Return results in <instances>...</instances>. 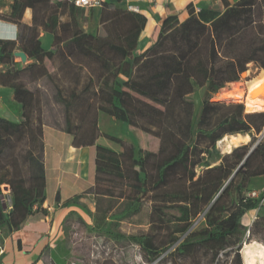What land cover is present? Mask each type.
<instances>
[{
    "label": "trees",
    "instance_id": "16d2710c",
    "mask_svg": "<svg viewBox=\"0 0 264 264\" xmlns=\"http://www.w3.org/2000/svg\"><path fill=\"white\" fill-rule=\"evenodd\" d=\"M186 8L184 21L177 16L162 21L156 42L142 53L135 45L143 19L129 12L139 27L124 35L128 17L107 3H101L99 13L104 35L83 31L79 13L84 9L67 0H12L0 13V21L17 27L15 40H0V85H9L22 110L19 122L0 118V233L17 231L29 217L44 212L45 123L40 93L30 90L22 76L33 83L52 78L50 64L70 81L54 94L63 108L64 132L73 147L94 151L92 186L67 203L78 204L86 195L95 198L94 213L84 206L91 230L108 227L110 233L114 223L139 212L147 200L160 222L173 210L183 224L185 236L162 245L171 248L166 258L172 264H228L230 259L229 264H242L247 240L257 237L264 244V203L249 193L252 179L264 181V135L258 139L264 131V106L244 110L240 103L211 102L249 65L264 71V0L225 3L223 11ZM26 10L28 23L23 20ZM42 32L52 36L48 51L41 46ZM15 52L24 53L28 63H16ZM198 89L204 94L195 116L188 98ZM253 104L264 105H247ZM77 108L81 117L72 125ZM97 112L157 139V150L136 151L101 134ZM102 135L119 142L122 151L96 144ZM234 135L250 141L221 154L216 144ZM4 189L10 209L1 200ZM251 212L254 219L245 227L241 222ZM137 244L143 264L161 262H156L160 252L152 238L145 235Z\"/></svg>",
    "mask_w": 264,
    "mask_h": 264
},
{
    "label": "crops",
    "instance_id": "0c3cea01",
    "mask_svg": "<svg viewBox=\"0 0 264 264\" xmlns=\"http://www.w3.org/2000/svg\"><path fill=\"white\" fill-rule=\"evenodd\" d=\"M237 1L95 0L93 8H96L99 14L101 3H107L122 10L128 17L123 25L124 35L139 27L129 12L137 13L138 17L143 19V26L135 51L142 53L156 42L160 25L166 17L177 16L182 22L188 17L186 8L188 5H192L195 10L216 7L215 10L223 11L225 3L232 5ZM11 2L12 0H0V13L7 11ZM129 7L135 11L129 10ZM29 19L30 11L26 10L23 20L28 23ZM16 36L15 25L0 21V40H15ZM40 41L44 50L51 49L50 34L42 32ZM21 113V106L15 101L13 90L9 85H0V118L19 122ZM43 132V162L46 176V199L42 205L44 212H37L29 217L17 231L9 234L0 233L3 247L0 264H44L46 260L51 264H67L69 251L64 237V222L67 215L74 212L76 218L79 217L89 224V216L84 206L88 211H94L93 203L87 198L80 199L78 204H67L93 184V148H75L71 145L70 135L51 128L48 131L44 128ZM96 143H99V140ZM56 196L59 198L58 201Z\"/></svg>",
    "mask_w": 264,
    "mask_h": 264
},
{
    "label": "rangeland",
    "instance_id": "374dc122",
    "mask_svg": "<svg viewBox=\"0 0 264 264\" xmlns=\"http://www.w3.org/2000/svg\"><path fill=\"white\" fill-rule=\"evenodd\" d=\"M100 8V7H99ZM84 9L83 12L79 13V26L85 32H95L98 35H104L105 32L99 24V14L98 10L93 7L80 8ZM100 13V12H99ZM16 63H21L20 58H16ZM28 63V62H26ZM25 63V64H26ZM48 70L52 75V78H44L38 82H30L27 75L24 74L22 79L25 81L27 87L32 91H38L40 93V107L42 112V118L45 123V129L48 131L49 128L55 131L65 133V116L63 113V108L61 103L54 100V94L56 93L57 87L59 89L65 90L66 85L69 84V80L62 78V74L55 70L52 65L49 64ZM264 74L263 70H257L249 65L248 70L243 76L240 75L238 81L227 84L224 88L218 91L211 99V102H231L243 104L244 110L246 107H259L264 105H247L251 102L258 101H246L244 90V96L241 101H225L222 100L221 96L225 90H230L233 86L243 85L246 87L247 83L258 78L260 75ZM83 74H81L82 76ZM67 80L69 82H67ZM84 78H80V84L83 85ZM79 85V88L80 86ZM75 87V83H71V88ZM77 89V88H76ZM204 89H198L193 94L189 96V100L192 101L194 106V114L198 115L203 99ZM256 97H253V99ZM246 112V111H245ZM81 117V108H77L73 111L70 118L71 124L74 125L78 122ZM97 127L101 134L112 136L120 139L122 143L126 146H134L136 151L139 149L156 151L158 147V140L150 135H145L143 132L136 128L129 127L125 122L111 118L108 115L97 112L96 115ZM43 128V130H44ZM44 133V132H43ZM100 136L96 143L100 146L112 149L114 151H122V146L119 142L113 141L105 136ZM264 135V131L258 136L261 139ZM236 136V135H234ZM243 136V135H241ZM231 136H225L221 141L216 144V149L221 154L229 153L233 148L238 147L243 144H247L249 139L241 140L236 145L232 144L230 140ZM249 193H252L260 203H264V181L261 178H254L249 184ZM84 198L89 199L93 203V208L95 211V198L90 196H84ZM1 200L8 205V195L7 191L4 189L2 192ZM87 203V202H86ZM94 211L92 213H94ZM168 218L160 222L159 219L152 212V204L147 200H143L142 207L140 211L128 216L126 218H121L120 222L114 223V228H111L110 233H106V230H91L92 219L89 217L88 226H83L76 218L75 215L71 216L64 224V237L65 245L69 251V256L67 264H143L144 258L140 252V247L137 241L142 240V237L147 235L152 238L156 246H159L158 251L160 256L157 261L161 260L159 264H172L170 259L166 258V255L171 250V248L164 249L163 246L167 245L174 238H183L185 235L181 232L183 224L178 223L175 220L176 212L173 210L168 211ZM254 212L249 213L243 218L242 224L245 227H250L254 219ZM114 221V218H110L109 222ZM117 235L118 239L115 238ZM123 235L124 239L120 236ZM247 236V233H246ZM260 245L264 247V244L257 238L252 237L243 244L242 250L245 245ZM163 245V246H162ZM161 246V247H160ZM163 248V249H162ZM162 249V250H161ZM161 250V251H160ZM229 260L228 264L230 263ZM49 264V261L46 260ZM184 264H195L192 262ZM242 264L243 259H242Z\"/></svg>",
    "mask_w": 264,
    "mask_h": 264
},
{
    "label": "bare ground",
    "instance_id": "6f19581e",
    "mask_svg": "<svg viewBox=\"0 0 264 264\" xmlns=\"http://www.w3.org/2000/svg\"><path fill=\"white\" fill-rule=\"evenodd\" d=\"M264 74L258 78L247 83L246 87L243 85L233 86L230 90H225L221 98L225 101H241L244 96V90L246 91V101H258L264 103ZM260 87V88H259ZM258 89V90H257ZM257 90L252 96L250 93ZM253 97H256L253 99ZM249 139L247 136H231L230 142L237 144L241 140ZM242 259L244 264H264V247L260 245H245L242 250Z\"/></svg>",
    "mask_w": 264,
    "mask_h": 264
},
{
    "label": "built area",
    "instance_id": "2783aa9c",
    "mask_svg": "<svg viewBox=\"0 0 264 264\" xmlns=\"http://www.w3.org/2000/svg\"><path fill=\"white\" fill-rule=\"evenodd\" d=\"M68 2L72 3L74 6L76 7H79V8H89V7H93L96 2L95 0H67ZM129 10H132V11H135V9L129 7ZM7 195H8V192H7ZM252 196H254L252 194ZM8 208L10 209V206H11V200H10V197L8 195ZM3 252V247H2V243L0 241V254H2Z\"/></svg>",
    "mask_w": 264,
    "mask_h": 264
},
{
    "label": "water",
    "instance_id": "95a60500",
    "mask_svg": "<svg viewBox=\"0 0 264 264\" xmlns=\"http://www.w3.org/2000/svg\"><path fill=\"white\" fill-rule=\"evenodd\" d=\"M215 9H217L216 7H214V10ZM14 56L16 57V58H20V60H21V63L22 64H25L26 62H27V58H26V56H25V54L24 53H22V52H15V54H14ZM245 73H242L241 74V76H243ZM264 85H261V87H263ZM260 88V87H259ZM258 90V89H257ZM257 90H255V91H253L252 93H250V95L252 96ZM252 150V149H251ZM251 152V151H250ZM249 152V153H250ZM248 153V154H249ZM59 200V198H58V196H56V201H58Z\"/></svg>",
    "mask_w": 264,
    "mask_h": 264
}]
</instances>
